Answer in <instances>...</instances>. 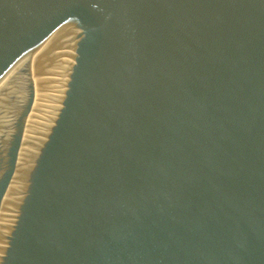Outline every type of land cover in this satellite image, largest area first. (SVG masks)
I'll use <instances>...</instances> for the list:
<instances>
[{
  "label": "water",
  "instance_id": "1",
  "mask_svg": "<svg viewBox=\"0 0 264 264\" xmlns=\"http://www.w3.org/2000/svg\"><path fill=\"white\" fill-rule=\"evenodd\" d=\"M0 264H264V0H0Z\"/></svg>",
  "mask_w": 264,
  "mask_h": 264
}]
</instances>
